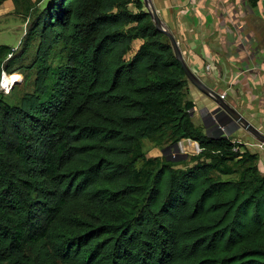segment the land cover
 I'll return each instance as SVG.
<instances>
[{"label": "trees", "instance_id": "16d2710c", "mask_svg": "<svg viewBox=\"0 0 264 264\" xmlns=\"http://www.w3.org/2000/svg\"><path fill=\"white\" fill-rule=\"evenodd\" d=\"M12 2L37 75L18 103L0 89V264H264L258 153L193 119L143 0ZM18 57L0 43V81ZM143 138L200 150L178 166Z\"/></svg>", "mask_w": 264, "mask_h": 264}, {"label": "crops", "instance_id": "0c3cea01", "mask_svg": "<svg viewBox=\"0 0 264 264\" xmlns=\"http://www.w3.org/2000/svg\"><path fill=\"white\" fill-rule=\"evenodd\" d=\"M150 1L189 69L264 133V0ZM188 97L195 102L193 119L208 134L213 99L192 83ZM222 122L234 126L223 131L217 118V135L241 142L240 150L258 153L264 171V146L230 117Z\"/></svg>", "mask_w": 264, "mask_h": 264}, {"label": "rangeland", "instance_id": "374dc122", "mask_svg": "<svg viewBox=\"0 0 264 264\" xmlns=\"http://www.w3.org/2000/svg\"><path fill=\"white\" fill-rule=\"evenodd\" d=\"M35 7H41L45 0H31ZM12 0H3L0 3V43H5L12 46L18 53L17 62L11 67L10 74H4V84L8 87L3 90L5 99L10 103H18L24 93L33 90L35 85V77L37 75V66L35 64V53L37 50L38 36L33 39L26 49H23V41L27 32L28 20L27 16L15 11L12 5ZM13 8V9H12ZM142 42L141 39H134L132 42V53ZM23 49V50H22ZM57 56L51 53L47 62L55 63ZM10 86H9V82ZM188 84L191 82L188 81ZM214 108L209 111L213 122L208 125V134L211 136L217 135V104L213 101ZM203 113H206L202 110ZM203 121V120H202ZM210 120L206 121L209 124ZM221 130L227 131L234 126L233 123H221ZM142 147L146 156H166L176 160H183L178 166H184L191 163L190 157L197 154L196 145L194 142L179 140L176 144L157 145L156 143L143 138ZM141 164V160L136 162V166Z\"/></svg>", "mask_w": 264, "mask_h": 264}, {"label": "water", "instance_id": "95a60500", "mask_svg": "<svg viewBox=\"0 0 264 264\" xmlns=\"http://www.w3.org/2000/svg\"><path fill=\"white\" fill-rule=\"evenodd\" d=\"M145 7L151 15L152 21L155 27L161 30L168 38L172 51L175 57L181 63L185 76L194 86H196L200 91L204 94L208 95L213 101L217 104V110H221L228 117H230L233 121L236 122L237 126L242 127L247 132L252 134L263 146H264V133H261L258 129H256L249 121L245 119L235 108H233L227 101L223 99V96L216 90L207 86L203 81H201L186 65L183 60L182 54L180 52L179 46L174 38V36L165 28L162 24L159 16L157 15L154 7L151 4L150 0H143ZM3 75V73H2ZM230 137V136H228ZM198 145V142H196ZM199 146V145H198Z\"/></svg>", "mask_w": 264, "mask_h": 264}, {"label": "built area", "instance_id": "2783aa9c", "mask_svg": "<svg viewBox=\"0 0 264 264\" xmlns=\"http://www.w3.org/2000/svg\"><path fill=\"white\" fill-rule=\"evenodd\" d=\"M10 55V54H9ZM3 73V75L1 76V81H0V89L3 91H6L7 89H8V87L6 86V87H4L3 85H2V77L4 76V74H6L4 71L2 72ZM221 96H223V94H221ZM194 142V141H193ZM194 144L196 145V149H197V151H199L200 150V147L197 145V143H196V141L194 142ZM234 149H235V147H234Z\"/></svg>", "mask_w": 264, "mask_h": 264}, {"label": "flooded vegetation", "instance_id": "af4514ba", "mask_svg": "<svg viewBox=\"0 0 264 264\" xmlns=\"http://www.w3.org/2000/svg\"><path fill=\"white\" fill-rule=\"evenodd\" d=\"M226 114L224 112H222L221 110H217V118L220 121H225L226 120Z\"/></svg>", "mask_w": 264, "mask_h": 264}, {"label": "bare ground", "instance_id": "6f19581e", "mask_svg": "<svg viewBox=\"0 0 264 264\" xmlns=\"http://www.w3.org/2000/svg\"><path fill=\"white\" fill-rule=\"evenodd\" d=\"M5 75H6V74H5ZM5 75H4V76H5ZM4 76L2 77V82H1V83H2V85H3L4 87H6V85L4 84ZM8 82H9V86H10V82H11V81L9 80Z\"/></svg>", "mask_w": 264, "mask_h": 264}]
</instances>
